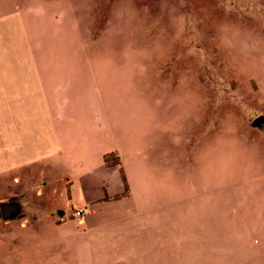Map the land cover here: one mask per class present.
<instances>
[{
  "label": "crops",
  "instance_id": "1",
  "mask_svg": "<svg viewBox=\"0 0 264 264\" xmlns=\"http://www.w3.org/2000/svg\"><path fill=\"white\" fill-rule=\"evenodd\" d=\"M22 3L0 0L2 222L55 226L94 264H264V191L188 186L227 131L211 147L217 128L194 127L171 88L183 61L159 65L142 28L109 26V0Z\"/></svg>",
  "mask_w": 264,
  "mask_h": 264
},
{
  "label": "rangeland",
  "instance_id": "2",
  "mask_svg": "<svg viewBox=\"0 0 264 264\" xmlns=\"http://www.w3.org/2000/svg\"><path fill=\"white\" fill-rule=\"evenodd\" d=\"M85 5L97 11L94 3ZM114 16L123 27L146 32L159 65L174 56L183 61L171 88L178 97L189 94L194 127L217 128L209 134L211 147L226 141L219 143L225 147L220 164L203 163V173H194L188 186L264 191V0H109V26ZM223 127L227 137L213 142ZM216 154L211 148L209 155ZM54 194L71 208L68 191ZM30 224H4L0 216V264H94L63 249L55 226Z\"/></svg>",
  "mask_w": 264,
  "mask_h": 264
},
{
  "label": "water",
  "instance_id": "3",
  "mask_svg": "<svg viewBox=\"0 0 264 264\" xmlns=\"http://www.w3.org/2000/svg\"><path fill=\"white\" fill-rule=\"evenodd\" d=\"M15 205L12 203H1L0 204V215L3 219H7L11 212L14 210Z\"/></svg>",
  "mask_w": 264,
  "mask_h": 264
},
{
  "label": "trees",
  "instance_id": "4",
  "mask_svg": "<svg viewBox=\"0 0 264 264\" xmlns=\"http://www.w3.org/2000/svg\"><path fill=\"white\" fill-rule=\"evenodd\" d=\"M110 156L111 155H105L104 156V162L107 166L119 164L117 157L113 156V158H111Z\"/></svg>",
  "mask_w": 264,
  "mask_h": 264
},
{
  "label": "built area",
  "instance_id": "5",
  "mask_svg": "<svg viewBox=\"0 0 264 264\" xmlns=\"http://www.w3.org/2000/svg\"><path fill=\"white\" fill-rule=\"evenodd\" d=\"M83 213H84L83 210L77 209V210H74L73 215L80 217Z\"/></svg>",
  "mask_w": 264,
  "mask_h": 264
}]
</instances>
